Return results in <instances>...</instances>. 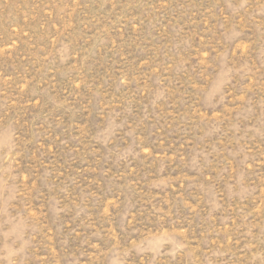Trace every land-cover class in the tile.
<instances>
[{
  "label": "rangeland",
  "instance_id": "rangeland-1",
  "mask_svg": "<svg viewBox=\"0 0 264 264\" xmlns=\"http://www.w3.org/2000/svg\"><path fill=\"white\" fill-rule=\"evenodd\" d=\"M0 264H264V0H0Z\"/></svg>",
  "mask_w": 264,
  "mask_h": 264
}]
</instances>
